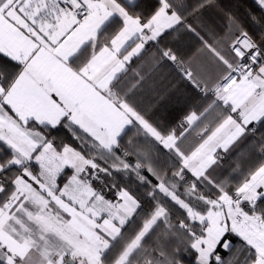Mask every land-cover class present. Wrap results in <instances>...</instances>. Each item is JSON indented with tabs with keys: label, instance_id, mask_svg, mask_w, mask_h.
Instances as JSON below:
<instances>
[{
	"label": "snow or ice",
	"instance_id": "snow-or-ice-1",
	"mask_svg": "<svg viewBox=\"0 0 264 264\" xmlns=\"http://www.w3.org/2000/svg\"><path fill=\"white\" fill-rule=\"evenodd\" d=\"M0 264H264V0H0Z\"/></svg>",
	"mask_w": 264,
	"mask_h": 264
},
{
	"label": "trees",
	"instance_id": "trees-1",
	"mask_svg": "<svg viewBox=\"0 0 264 264\" xmlns=\"http://www.w3.org/2000/svg\"><path fill=\"white\" fill-rule=\"evenodd\" d=\"M214 11V10H212ZM223 22L222 18H221V23ZM195 48H196V44H190L188 45L182 52V54L184 56H190L193 54V52L195 51ZM135 67V64L133 65ZM145 103H147V100L145 101ZM183 115V112H178L175 114V119L173 120V126H175L179 119L182 117ZM195 139V134L193 133L192 136L189 138V142L193 141Z\"/></svg>",
	"mask_w": 264,
	"mask_h": 264
}]
</instances>
